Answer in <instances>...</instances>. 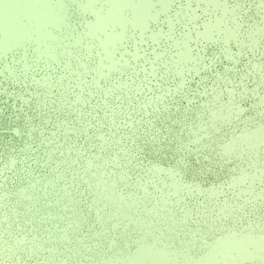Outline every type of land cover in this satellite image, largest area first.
<instances>
[{"label":"water","instance_id":"water-1","mask_svg":"<svg viewBox=\"0 0 264 264\" xmlns=\"http://www.w3.org/2000/svg\"><path fill=\"white\" fill-rule=\"evenodd\" d=\"M114 1L0 0V264H264V0Z\"/></svg>","mask_w":264,"mask_h":264},{"label":"rangeland","instance_id":"rangeland-1","mask_svg":"<svg viewBox=\"0 0 264 264\" xmlns=\"http://www.w3.org/2000/svg\"><path fill=\"white\" fill-rule=\"evenodd\" d=\"M213 3H217V0H211ZM163 4H166V0H162ZM150 5L147 0H143L141 2H137L136 5V15H139L136 19V23L138 25H142V23L146 18H148L150 14ZM220 20H216L215 22H207L205 23V32L206 34H209L210 30L213 29V27L220 25ZM259 30V29H258ZM227 34H232V31L227 30ZM114 37V35H112ZM113 37L111 40H113ZM187 50H182L181 55H186ZM220 112H222V109H220ZM256 117V116H254ZM260 119V118H258ZM262 120V119H260ZM245 128L242 130V132L239 135L233 136L231 139V146L236 144L239 141H242L243 139L250 142H256L259 139L264 138V129L262 125L257 126L256 128L249 129L247 125L244 126ZM230 148V147H228ZM255 164H257V161H255ZM242 177V175H240ZM242 236H238V233H234V236H221L219 239H217L214 246H212L209 251L205 254H203L200 258L201 263H214L216 260H214V255L217 257L220 253L223 255H228L232 252L233 248L237 249V252L239 254L246 253V255H249V253H257V255H264V235L258 236V238H255V236L249 231L245 233H241ZM142 242L141 245H139V255H148L151 253L150 249H147L149 246L144 243V239H140ZM250 243L253 245V249L247 250L246 248L250 246Z\"/></svg>","mask_w":264,"mask_h":264},{"label":"bare ground","instance_id":"bare-ground-1","mask_svg":"<svg viewBox=\"0 0 264 264\" xmlns=\"http://www.w3.org/2000/svg\"><path fill=\"white\" fill-rule=\"evenodd\" d=\"M62 1V0H61ZM92 1H95V0H89V2H90V5H93V2ZM108 1H111L112 2V4H113V6L115 7V8H113L111 11H109L108 12V15H101L100 13H98V12H96L97 14V17H96V19H95V21H93V22H91V28L92 29H94V30H96V29H105V25H104V22H105V24H106V21H107V17H109V18H111V19H113V20H117V21H120V22H123L124 23V21H125V19H124V17H122L120 14H119V16H118V13L117 12H114V11H116V10H119L118 9V6L119 5H121V3H116L115 4V1L114 0H108ZM136 5H137V3L135 4V6H134V9L136 10ZM92 7H94V5L92 6ZM124 7V5L121 7V8H123ZM149 10H151V8L149 9ZM139 15H136V12H135V16H134V19H133V21L136 23V19H137V17H138ZM52 17V16H51ZM52 20L53 21H56L55 20V17L53 18L52 17ZM137 24V23H136ZM138 25V24H137ZM104 26V27H103ZM37 36H38V39L39 40H41V39H43L42 38V34H41V32H40V30L38 31V34H37ZM113 36H112V34H110V33H107L106 34V36L104 37V40L102 41L103 42V44L105 45V47L108 49V47H109V43L111 42V38H112ZM113 39H114V37H113ZM141 245V244H140ZM147 249H150L151 250V253L150 254H148V255H146V256H144V255H139V257L140 258H142L145 262H147V263H149V264H151V263H155V261L156 260H158V259H160V258H156L157 256L154 254L153 255V251H152V248L151 247H148ZM209 251V250H208ZM207 251V252H208ZM206 252V253H207ZM205 254V253H204ZM163 259V258H162ZM216 259V256L214 255V260ZM150 261V262H149ZM168 261H169V259H168ZM160 263H161V260L159 261ZM159 262H156V263H159ZM174 264H176V262L174 263Z\"/></svg>","mask_w":264,"mask_h":264},{"label":"snow or ice","instance_id":"snow-or-ice-1","mask_svg":"<svg viewBox=\"0 0 264 264\" xmlns=\"http://www.w3.org/2000/svg\"><path fill=\"white\" fill-rule=\"evenodd\" d=\"M146 71V69H144Z\"/></svg>","mask_w":264,"mask_h":264}]
</instances>
